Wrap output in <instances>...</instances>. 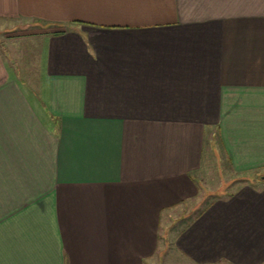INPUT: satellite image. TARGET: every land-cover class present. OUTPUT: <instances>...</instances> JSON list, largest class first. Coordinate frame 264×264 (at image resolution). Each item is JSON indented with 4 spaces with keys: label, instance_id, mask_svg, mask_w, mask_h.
I'll list each match as a JSON object with an SVG mask.
<instances>
[{
    "label": "crops",
    "instance_id": "obj_1",
    "mask_svg": "<svg viewBox=\"0 0 264 264\" xmlns=\"http://www.w3.org/2000/svg\"><path fill=\"white\" fill-rule=\"evenodd\" d=\"M28 23L0 43V264H264V0H0Z\"/></svg>",
    "mask_w": 264,
    "mask_h": 264
},
{
    "label": "rangeland",
    "instance_id": "obj_2",
    "mask_svg": "<svg viewBox=\"0 0 264 264\" xmlns=\"http://www.w3.org/2000/svg\"><path fill=\"white\" fill-rule=\"evenodd\" d=\"M24 24V23H23ZM42 26V24H38V23H28L26 24V26H22V27H16V28H9V29H5V30H1L0 31V40H1V45H6L5 43H10V40L13 36H18L19 34L25 32H29L30 30H35L38 29V27ZM48 26V25H47ZM22 41H24L23 38L18 39L17 42L21 43ZM221 162V161H220ZM222 163H224V159L222 158ZM228 191V189H225ZM188 217H185L182 221L177 222L176 226H178L179 223H188ZM183 224V223H182ZM185 225V224H184Z\"/></svg>",
    "mask_w": 264,
    "mask_h": 264
}]
</instances>
